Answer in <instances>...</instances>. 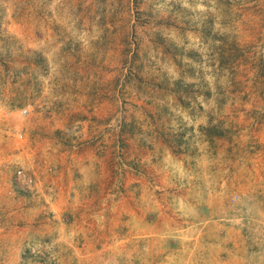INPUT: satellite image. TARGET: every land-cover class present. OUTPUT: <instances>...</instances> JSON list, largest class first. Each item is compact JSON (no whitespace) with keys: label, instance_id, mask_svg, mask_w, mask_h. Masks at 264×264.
Returning <instances> with one entry per match:
<instances>
[{"label":"rangeland","instance_id":"1","mask_svg":"<svg viewBox=\"0 0 264 264\" xmlns=\"http://www.w3.org/2000/svg\"><path fill=\"white\" fill-rule=\"evenodd\" d=\"M0 264H264V0H0Z\"/></svg>","mask_w":264,"mask_h":264},{"label":"built area","instance_id":"2","mask_svg":"<svg viewBox=\"0 0 264 264\" xmlns=\"http://www.w3.org/2000/svg\"><path fill=\"white\" fill-rule=\"evenodd\" d=\"M17 179L18 180H25V176L23 175V173L21 171H18L17 172Z\"/></svg>","mask_w":264,"mask_h":264}]
</instances>
